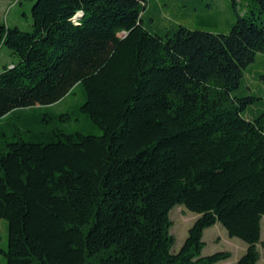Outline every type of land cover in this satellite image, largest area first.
Returning a JSON list of instances; mask_svg holds the SVG:
<instances>
[{
	"label": "trees",
	"instance_id": "obj_1",
	"mask_svg": "<svg viewBox=\"0 0 264 264\" xmlns=\"http://www.w3.org/2000/svg\"><path fill=\"white\" fill-rule=\"evenodd\" d=\"M231 3L227 33L154 28L147 0H36L31 30L0 23L19 58L0 70L7 264H215L231 256L202 253L217 222L248 244L237 264H259L264 108L249 118L257 96L236 91L264 52V0ZM77 85L101 133L42 111ZM177 204L198 216L173 252Z\"/></svg>",
	"mask_w": 264,
	"mask_h": 264
},
{
	"label": "rangeland",
	"instance_id": "obj_2",
	"mask_svg": "<svg viewBox=\"0 0 264 264\" xmlns=\"http://www.w3.org/2000/svg\"><path fill=\"white\" fill-rule=\"evenodd\" d=\"M35 1L0 0V23H5L8 26H19L23 30H31L33 28L32 7ZM238 8L242 13L247 10L258 12L261 6L255 1H239ZM144 11L146 12L145 21L152 23L154 28L162 30H169L179 24H184L190 28H204L214 32L227 33L236 20L231 0H147V4L143 8ZM262 15L264 16V13ZM18 59L6 45H1L0 70L5 64L16 62ZM236 92L242 95L254 94L257 96V103L251 105L246 112L249 118H253L258 110L264 108V52L258 53L255 61L247 67L242 86ZM84 99L82 86L77 85L73 92L57 102L43 107L42 111L58 115H70L69 119L58 121L59 125L68 132L81 130L83 132L101 133L102 130L98 126L92 125L85 114L77 110ZM29 112H31L29 109L18 111L19 115ZM47 114L45 113V116ZM197 216L198 213L189 210L183 204H177L171 209L172 225L170 231L174 237L173 252H177L181 248L188 235V229ZM262 222L263 240L260 243V248L261 264H264V218ZM219 227L214 225L206 229L204 237L207 241L206 250L216 252L222 250L221 246H231L234 252L232 260L236 264L238 249L233 245H228V240L231 237L225 228H222L224 232L222 234ZM8 244V221L5 218H0V264H7L5 251L8 249ZM225 264H229V262H225Z\"/></svg>",
	"mask_w": 264,
	"mask_h": 264
},
{
	"label": "crops",
	"instance_id": "obj_3",
	"mask_svg": "<svg viewBox=\"0 0 264 264\" xmlns=\"http://www.w3.org/2000/svg\"><path fill=\"white\" fill-rule=\"evenodd\" d=\"M263 218H264V216H263ZM263 218H262V220H263ZM262 223V231H261V242H262V240H263V222H261ZM215 225H218V226H220L219 227V229L221 230V233L222 234H224V232H223V229L222 228H224L223 227V225L221 224V223H219V222H217ZM214 226V225H213ZM211 227V226H210ZM210 227H208V228H210ZM207 229V228H206ZM206 229L204 230V235H203V239H204V237H205V232H206ZM228 233V232H227ZM229 235V234H228ZM231 237V236H230ZM232 238H236V239H232ZM237 238L238 237H231V239L230 240H228L229 242H228V245L230 244V245H233L234 247H236L237 249H238V254H237V260H236V264H237V261H238V259H239V257L245 252V250L247 249V246H248V244L244 241V240H242V239H238L237 240ZM204 241H205V246H204V248H203V255H206V254H210V253H213V252H211V251H207L206 250V246H207V241L204 239ZM216 242V241H215ZM218 242V241H217ZM259 250H260V259H259V264H261V248H260V243H259ZM222 248V250H228V251H230L231 252V256H229L228 258H226V259H223V260H220V261H218V262H216L215 264H225V262H229V264H235L234 263V260H232V257L234 256V252H233V250H232V248H231V246H221Z\"/></svg>",
	"mask_w": 264,
	"mask_h": 264
}]
</instances>
